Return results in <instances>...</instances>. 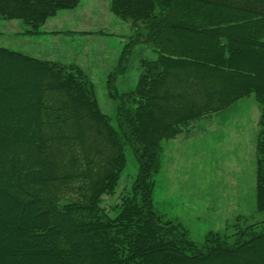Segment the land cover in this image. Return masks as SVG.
<instances>
[{"label": "trees", "instance_id": "16d2710c", "mask_svg": "<svg viewBox=\"0 0 264 264\" xmlns=\"http://www.w3.org/2000/svg\"><path fill=\"white\" fill-rule=\"evenodd\" d=\"M80 1L0 0V18L39 34ZM111 10L136 30L108 78L116 125L81 67L0 46V264H264L263 228L239 225L199 244L152 200L161 142L255 94L264 211V0H112ZM139 43L157 57L142 62L134 89L120 91ZM127 146L139 170L111 217L101 199L118 184Z\"/></svg>", "mask_w": 264, "mask_h": 264}, {"label": "rangeland", "instance_id": "374dc122", "mask_svg": "<svg viewBox=\"0 0 264 264\" xmlns=\"http://www.w3.org/2000/svg\"><path fill=\"white\" fill-rule=\"evenodd\" d=\"M111 1L81 0L79 8L60 10L45 26L54 29L59 24L60 29L46 30L45 35L37 37L27 36L37 34H28L22 19L0 18V46L10 48V44L25 41L28 54L81 67L95 85L102 112L116 125L117 103L109 95L108 78L136 30L131 21L112 12ZM38 45L45 51L38 53ZM157 54L151 44L134 45L125 72L117 77L119 90L134 89L144 72L142 62ZM261 114L262 105L251 94L192 121L181 134L161 142V168L154 178L152 195L154 207L166 219L181 223L199 244L211 232L232 237L239 225L255 224L264 229V211H259L256 204ZM126 156L115 190L101 199V206L111 217L131 194L139 170L128 146Z\"/></svg>", "mask_w": 264, "mask_h": 264}, {"label": "crops", "instance_id": "0c3cea01", "mask_svg": "<svg viewBox=\"0 0 264 264\" xmlns=\"http://www.w3.org/2000/svg\"><path fill=\"white\" fill-rule=\"evenodd\" d=\"M77 8H79V6L77 7ZM75 10V9H74ZM58 14V13H57ZM47 23H48V21L45 23V25L43 26V32L42 33H40V34H37V35H27V36H42V35H45V33H46V30L47 31H50V30H58V29H60L59 27H58V25L59 24H57L55 27L56 28H54V29H49V28H46L45 26H47ZM69 29H71V28H69ZM16 30H19V29H16ZM16 30H14V31H16ZM62 30V29H61ZM20 31H22V30H20ZM20 31H18V32H16L17 33V35H18V33L20 32ZM48 34H50V33H48ZM23 37H26V35L25 36H23ZM26 38H28V37H26ZM38 42V41H37ZM1 45H4V44H1ZM14 45V46H13ZM5 46H8V45H5ZM10 46V48H12V49H15V50H22V51H26L27 52V48H29L28 47V42H25V41H21L19 44L18 43H13V44H10L9 45ZM19 46H20V48L21 49H18L19 48ZM43 50L45 51V49L42 47V46H37V48H36V51L38 52V53H42L43 52ZM33 51V50H32ZM30 53V52H29Z\"/></svg>", "mask_w": 264, "mask_h": 264}]
</instances>
